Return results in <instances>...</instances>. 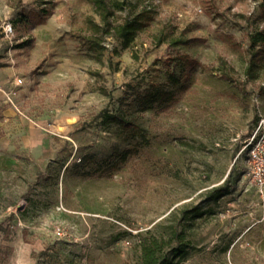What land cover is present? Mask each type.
<instances>
[{"label":"rangeland","instance_id":"obj_1","mask_svg":"<svg viewBox=\"0 0 264 264\" xmlns=\"http://www.w3.org/2000/svg\"><path fill=\"white\" fill-rule=\"evenodd\" d=\"M128 3L119 17L150 6L153 20L98 61L80 37L87 0H0V67L16 71L0 110V264H140L141 237L194 205L208 212L189 222L182 264H264L246 149L264 118V62L247 71L264 0ZM160 33L196 41L171 48ZM119 109L133 127L104 124Z\"/></svg>","mask_w":264,"mask_h":264},{"label":"trees","instance_id":"obj_2","mask_svg":"<svg viewBox=\"0 0 264 264\" xmlns=\"http://www.w3.org/2000/svg\"><path fill=\"white\" fill-rule=\"evenodd\" d=\"M92 6L95 15L86 17V26L83 29L84 38L89 51L98 60L107 50L106 41L109 38L122 40L123 47H129L134 42L136 36L148 27L153 20L152 9L150 6L144 7L139 11H129L126 15L118 16L119 11L127 9L128 0H87ZM44 23V19L37 24ZM163 33L155 35L158 44L168 42L169 47L176 48L179 45H189L196 41L195 38L172 36L169 41ZM238 46V44H236ZM248 73L262 62H264V28H255L250 33L249 43ZM187 63L191 62L188 55H185ZM226 66V65H225ZM224 77L231 78L229 73H224ZM157 99L170 101L175 98L173 91H159ZM104 124L117 123L120 126L131 128L133 121L128 119L122 110L116 113L107 112L103 119ZM184 146L195 148V145L187 141L179 140ZM89 174V173H87ZM228 193V187L221 185L213 188L209 192L210 200L218 202L220 198ZM198 205L192 207H182L172 212L166 221L161 224L163 229L160 232L148 231L141 237L139 249L140 264H182L188 257L193 248V241L189 237V228L192 229V221L203 218L207 213Z\"/></svg>","mask_w":264,"mask_h":264},{"label":"built area","instance_id":"obj_3","mask_svg":"<svg viewBox=\"0 0 264 264\" xmlns=\"http://www.w3.org/2000/svg\"><path fill=\"white\" fill-rule=\"evenodd\" d=\"M4 32L6 36L13 34V26L11 23L4 25ZM19 83L23 82L22 78L17 80ZM16 92L11 90L8 93V99L14 103ZM248 155V175L254 185L259 189L262 196H264V118H262L248 138L246 143Z\"/></svg>","mask_w":264,"mask_h":264},{"label":"crops","instance_id":"obj_4","mask_svg":"<svg viewBox=\"0 0 264 264\" xmlns=\"http://www.w3.org/2000/svg\"><path fill=\"white\" fill-rule=\"evenodd\" d=\"M15 72L14 66L10 64L0 67V110L3 109L5 115H7V87L11 83ZM32 131H36L35 127L32 128Z\"/></svg>","mask_w":264,"mask_h":264}]
</instances>
